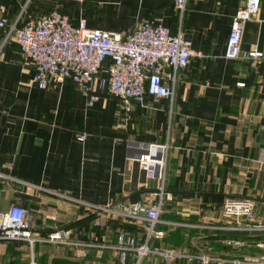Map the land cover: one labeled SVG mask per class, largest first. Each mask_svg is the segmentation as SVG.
Masks as SVG:
<instances>
[{"label": "crops", "instance_id": "1", "mask_svg": "<svg viewBox=\"0 0 264 264\" xmlns=\"http://www.w3.org/2000/svg\"><path fill=\"white\" fill-rule=\"evenodd\" d=\"M175 2L0 0L7 27L51 11L72 24L120 34L149 20L172 35L181 32L191 51L203 55L177 71L171 102L145 95L125 110L99 85L107 62L86 106L68 81L45 90L33 85L32 65L9 38L0 48V214L17 205L37 234L62 229L71 239L113 241L120 232L141 231V224L104 212L92 217L93 210L154 203L161 194L156 229L164 237L154 246L180 256L167 261L153 254L142 264H204L200 258L233 264L264 256V0L244 25L235 61L224 59V51L242 0H186L182 14ZM250 52L262 57H247ZM143 154L164 161L162 180H149L140 169ZM225 197L254 201L262 228L229 230L234 221L222 214ZM30 261L106 264L92 251L79 260L63 247L35 244L30 252L23 243H0V264Z\"/></svg>", "mask_w": 264, "mask_h": 264}, {"label": "built area", "instance_id": "2", "mask_svg": "<svg viewBox=\"0 0 264 264\" xmlns=\"http://www.w3.org/2000/svg\"><path fill=\"white\" fill-rule=\"evenodd\" d=\"M80 4L83 0H69ZM260 0H242V6L235 13L225 43L224 59H240V42L244 25L256 18ZM186 0H176L175 8L182 14ZM11 38L21 57L29 62L34 73L31 83L40 90L50 84L70 82L85 98V105L91 106L94 98L89 96L93 82L107 62L106 76L98 82L112 97L120 100L125 110L129 103L141 104L145 95L155 99L172 101L173 86L177 71L183 69L191 57L201 58V52L191 51V42L181 32L172 35L169 29L149 20L137 22L125 34L88 29L83 21L70 23L64 14L51 11L45 16L27 19L20 26H6L0 18V48ZM250 58H260L261 53L250 52ZM83 137H77L82 141ZM137 163L149 180H162L164 161H155L149 154L138 157ZM158 202H128L121 210L97 209L92 217L102 212L117 215L139 225L141 231L135 234L120 232L113 241L104 236H91L76 240L62 229L40 235L32 230L30 215L22 207L9 206L0 214V243L19 242L31 252L35 244L63 247L73 252L75 258L84 260L89 252L97 261L106 258V264H142L144 258L157 254L167 261L179 257V253L163 252L154 246L163 239L164 233L156 229L161 208V194ZM225 218L234 221L229 230L261 229L255 223L256 204L244 198L225 197L221 205ZM99 221L95 219L93 226ZM245 222L246 224L244 225ZM133 225V224H132ZM204 264L214 260L200 258ZM29 264H34L32 261ZM216 264H221L216 261ZM233 264H264V256L247 259Z\"/></svg>", "mask_w": 264, "mask_h": 264}, {"label": "rangeland", "instance_id": "3", "mask_svg": "<svg viewBox=\"0 0 264 264\" xmlns=\"http://www.w3.org/2000/svg\"><path fill=\"white\" fill-rule=\"evenodd\" d=\"M57 12V11H56ZM60 13V12H59ZM16 248H18V247H16ZM49 251H51L50 249H49ZM12 264V263H11ZM13 264H15V262L13 263ZM16 264H22V263H19V262H17ZM29 264V263H28ZM34 264H36V263H34Z\"/></svg>", "mask_w": 264, "mask_h": 264}]
</instances>
